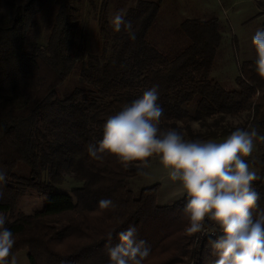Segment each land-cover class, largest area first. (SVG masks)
Listing matches in <instances>:
<instances>
[{"label":"trees","instance_id":"16d2710c","mask_svg":"<svg viewBox=\"0 0 264 264\" xmlns=\"http://www.w3.org/2000/svg\"><path fill=\"white\" fill-rule=\"evenodd\" d=\"M75 2L0 0V213L15 241L10 254L27 249L31 264H108L107 247L119 242L115 234L134 225L151 249L144 264H214L211 237L193 248L196 234L185 231L187 194L161 204L159 184L138 192L128 186L151 156L124 167L114 154L105 151L95 159L87 149L102 139L109 115L153 85L164 109L162 130L183 133L185 123L194 138L228 136L238 127L264 135V77L255 60L241 64L234 87L222 86L212 76L222 39L216 19L187 18L165 28L161 1L138 0L122 14L132 22L135 39L123 26L115 31L108 24L101 53L78 62ZM48 10L40 44L38 19ZM77 68V84L68 91L65 84ZM192 105L196 110L190 111ZM228 116H239L241 124ZM204 121L207 130L194 133L193 122ZM256 144L260 155L250 162L261 179L253 181L260 193L254 215L264 209V142ZM21 164L24 174L17 172ZM67 177L81 184L58 190ZM29 189L45 197L43 206L16 211ZM102 199L112 204L101 208Z\"/></svg>","mask_w":264,"mask_h":264},{"label":"clouds","instance_id":"9594fccd","mask_svg":"<svg viewBox=\"0 0 264 264\" xmlns=\"http://www.w3.org/2000/svg\"><path fill=\"white\" fill-rule=\"evenodd\" d=\"M115 31L122 26L130 39H135L131 21L117 12L111 20ZM257 57L255 71L264 77V29L252 36ZM159 86L153 85L142 95L112 115L103 124V136L98 144H89L92 158L101 159L105 151L114 154L124 165L144 160L153 154L167 168L172 181L181 182L187 193L184 213L188 218L185 231L204 233L206 221H212L221 231L210 238L214 264H264V209L258 208L260 193L253 181L261 179L245 159L254 150V141L264 142L255 127L236 128L222 141L186 139L178 129L162 130L159 126L164 111L158 103ZM5 174L0 171V182ZM2 198V193H0ZM101 208L112 204L110 199L99 202ZM5 214L0 213V264H18L13 254L12 231ZM119 242L107 247L108 264H144L150 247L139 239L134 225L115 234ZM113 233L107 234V240Z\"/></svg>","mask_w":264,"mask_h":264},{"label":"rangeland","instance_id":"374dc122","mask_svg":"<svg viewBox=\"0 0 264 264\" xmlns=\"http://www.w3.org/2000/svg\"><path fill=\"white\" fill-rule=\"evenodd\" d=\"M77 7V17L81 24L80 33L77 40L81 45L77 53V61H84L90 55L100 54L104 43L103 37L106 36L104 29L112 25L111 20L117 12L125 13L130 5L138 0H75ZM160 2L161 14L159 22L165 28L175 26L177 22L185 19H216L222 35L220 45L212 70V76L215 82L222 86L234 87L236 79L241 73V64L244 61L255 60L257 52L252 43V36L257 29H264V0H157ZM49 15V10L38 19L39 21V43L45 44L44 29L45 20ZM169 29V30H170ZM80 76V69L71 75V78L65 84V88L71 91L75 81ZM190 111L196 110V105L189 107ZM228 116L232 124L239 125L242 118L239 116ZM210 123H213V119ZM183 128V135L186 139L195 140H214L222 141L227 136H206L192 137L187 128ZM205 121L203 124L193 122L191 129L194 133L206 131ZM201 134V133H200ZM260 155L256 140L254 141V150L249 157L245 159L250 163V167L257 172V168L250 161L255 160ZM168 169L160 162L159 155L155 154L145 163V169L142 175L129 179V185L134 191L138 192L143 188L159 184V200L161 204H167L186 194L181 182L172 181L168 175ZM18 173L24 174L26 167L21 164ZM81 182L75 181L72 177H67L64 183L57 188L58 190H70L79 186ZM45 197L35 190H25L17 203L16 211L32 213L34 210L43 206ZM12 218V217H9ZM196 238V237H195ZM195 239L193 248L198 245ZM68 244V243H65ZM64 244V245H65ZM9 254L8 260H11ZM14 255L18 264H31L27 249H22ZM178 264H194L193 259L180 262Z\"/></svg>","mask_w":264,"mask_h":264},{"label":"built area","instance_id":"2783aa9c","mask_svg":"<svg viewBox=\"0 0 264 264\" xmlns=\"http://www.w3.org/2000/svg\"><path fill=\"white\" fill-rule=\"evenodd\" d=\"M221 231L218 229V227L215 225L214 222L212 221H206V227L204 230V233H196V240L197 242L199 241V239H203L205 237H217L219 235H221ZM196 242V243H197Z\"/></svg>","mask_w":264,"mask_h":264},{"label":"crops","instance_id":"0c3cea01","mask_svg":"<svg viewBox=\"0 0 264 264\" xmlns=\"http://www.w3.org/2000/svg\"><path fill=\"white\" fill-rule=\"evenodd\" d=\"M186 194H187V193H186ZM186 194H185V195H186ZM182 197H183V196H182ZM159 198H160V197H159ZM179 198H181V197H179ZM179 198H178V199H179ZM178 199H176V200H178ZM158 201H159V203H160V200H159V199H158ZM174 201H175V200H174ZM171 202H173V201H170L169 203H171ZM167 204H168V203H167Z\"/></svg>","mask_w":264,"mask_h":264}]
</instances>
